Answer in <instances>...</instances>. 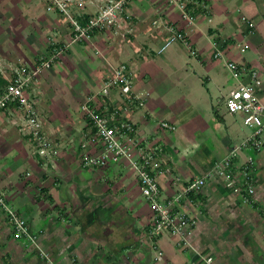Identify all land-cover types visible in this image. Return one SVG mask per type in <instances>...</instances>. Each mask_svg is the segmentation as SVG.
Here are the masks:
<instances>
[{"label": "crops", "instance_id": "obj_1", "mask_svg": "<svg viewBox=\"0 0 264 264\" xmlns=\"http://www.w3.org/2000/svg\"><path fill=\"white\" fill-rule=\"evenodd\" d=\"M109 1L72 0L67 7L85 26ZM189 10L196 18V26L183 27L189 45L174 41L159 51L168 31L153 20L180 22L165 0H128L132 19L82 36L52 0H0V96L15 67L50 61L29 88L50 140L47 155L16 104L0 108V193L27 218L37 243L18 238L0 206V264H207V256L213 264H264V148H245L235 158L237 165L248 154L255 158L252 203L218 174L175 202L195 219L183 237L169 230L151 235V206L123 161L89 168L80 156L91 132L80 105L101 88L106 72L97 49L129 66L144 100L132 119L170 151L174 173L160 178L163 198L205 176L253 132L243 114L227 110L236 81L225 63L241 61L264 81V0H191ZM213 39L225 59L214 57ZM161 120L175 129L158 128Z\"/></svg>", "mask_w": 264, "mask_h": 264}, {"label": "built area", "instance_id": "obj_2", "mask_svg": "<svg viewBox=\"0 0 264 264\" xmlns=\"http://www.w3.org/2000/svg\"><path fill=\"white\" fill-rule=\"evenodd\" d=\"M70 1L72 0H52L71 18L79 31V36L86 35L89 30L96 28L120 26L123 21L126 22L125 19H132L127 11L128 0H110L97 14L89 18L85 26H82L73 20L67 7V2ZM165 2L178 10L181 23H172L161 17L153 20L155 26H163L168 31V38L159 51L164 50L174 41H182L189 45L187 31H183V27L196 26V18L189 10L191 0H165ZM238 45L242 50L246 48L243 43ZM212 47L215 58L225 59L224 49L217 39L212 40ZM96 52L104 57L106 72L101 88L86 97L80 105L83 118L91 124V132L80 144V156L83 165L89 168L106 167L121 161L125 163L128 172L136 177L143 198L151 206L153 220L151 235H158L165 230L181 237L186 232L190 233L189 228L195 224V219L176 209L175 202L184 194L198 192L205 185L206 178L212 174L223 177L226 187L241 193L243 201L248 203L254 201L255 158L248 154L240 165L236 164L235 158L241 155L245 148L254 151L264 148V101L261 97L264 81L258 69L248 67L241 61L227 60L225 63L236 81L235 86L225 97L227 110L230 113L243 114L244 123L251 127L253 132L241 143L232 147L228 155L217 161L205 176L194 179L181 187L177 194L165 199L162 195L160 178L174 173L170 163V151H166L164 143L150 140L149 135L144 133V126L141 123L136 124L132 119V113L143 106L144 100L133 88V73L129 66L124 62L110 61L101 49H97ZM49 65L50 61L47 60L33 67L27 65L15 67L16 75L8 80L5 91L0 96V108L7 107L9 103L16 104L26 120L28 133L34 138L42 155L48 154L50 140L45 135L42 116L36 101L30 96L29 88L40 76L42 68ZM113 92L118 95L117 99L112 100ZM175 127L174 123L163 120L158 123V128L165 130H174ZM0 206L12 223L15 235L37 245L35 237L29 232L27 218L17 213L1 193ZM155 253L157 261L164 259L163 253L156 245ZM203 259L207 264H213L211 256Z\"/></svg>", "mask_w": 264, "mask_h": 264}, {"label": "rangeland", "instance_id": "obj_3", "mask_svg": "<svg viewBox=\"0 0 264 264\" xmlns=\"http://www.w3.org/2000/svg\"><path fill=\"white\" fill-rule=\"evenodd\" d=\"M247 127H249L248 125H246Z\"/></svg>", "mask_w": 264, "mask_h": 264}]
</instances>
